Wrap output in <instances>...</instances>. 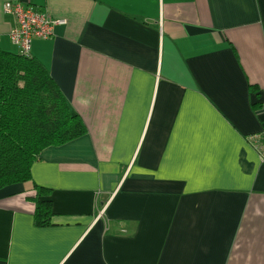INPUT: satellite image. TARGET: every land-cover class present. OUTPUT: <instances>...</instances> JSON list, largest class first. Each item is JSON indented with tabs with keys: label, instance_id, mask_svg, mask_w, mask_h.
Wrapping results in <instances>:
<instances>
[{
	"label": "crops",
	"instance_id": "obj_1",
	"mask_svg": "<svg viewBox=\"0 0 264 264\" xmlns=\"http://www.w3.org/2000/svg\"><path fill=\"white\" fill-rule=\"evenodd\" d=\"M6 2L87 132L32 167L53 225L0 189V264H264V0H0L16 51Z\"/></svg>",
	"mask_w": 264,
	"mask_h": 264
},
{
	"label": "trees",
	"instance_id": "obj_2",
	"mask_svg": "<svg viewBox=\"0 0 264 264\" xmlns=\"http://www.w3.org/2000/svg\"><path fill=\"white\" fill-rule=\"evenodd\" d=\"M87 132L44 63L30 54L0 48V189L31 182L37 227L53 225L52 190L33 181L41 152Z\"/></svg>",
	"mask_w": 264,
	"mask_h": 264
},
{
	"label": "built area",
	"instance_id": "obj_3",
	"mask_svg": "<svg viewBox=\"0 0 264 264\" xmlns=\"http://www.w3.org/2000/svg\"><path fill=\"white\" fill-rule=\"evenodd\" d=\"M4 10L14 17L9 39L24 54L31 53L35 39H50L54 34V27L64 23L62 20L53 19L42 9H34L21 2H6ZM258 148L264 158V141L258 140Z\"/></svg>",
	"mask_w": 264,
	"mask_h": 264
}]
</instances>
